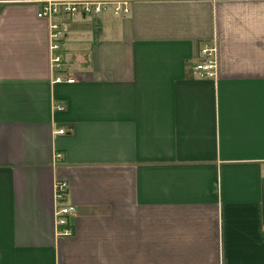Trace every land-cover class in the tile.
Listing matches in <instances>:
<instances>
[{"label":"crops","instance_id":"1","mask_svg":"<svg viewBox=\"0 0 264 264\" xmlns=\"http://www.w3.org/2000/svg\"><path fill=\"white\" fill-rule=\"evenodd\" d=\"M41 4L0 0V264H264V0L62 18L73 83Z\"/></svg>","mask_w":264,"mask_h":264},{"label":"built area","instance_id":"2","mask_svg":"<svg viewBox=\"0 0 264 264\" xmlns=\"http://www.w3.org/2000/svg\"><path fill=\"white\" fill-rule=\"evenodd\" d=\"M41 1V6L37 11L39 18L48 20L49 23V40H50V61L51 67L56 72L54 81L61 82L65 80L68 83L75 82V78L66 77L63 79V48L64 40L69 25L62 18L73 16L78 13L85 15H99L108 8H112L116 13L126 14L129 12L130 0H37ZM201 60L194 65V71L206 77H213L217 73V55L216 48L205 45L201 49ZM59 110L64 109L62 105H57ZM64 133L65 128L58 130ZM56 189V222L58 226H68L71 223L73 215L77 212V208L70 203H65L68 194V183L59 180L55 183ZM64 233H69L65 229Z\"/></svg>","mask_w":264,"mask_h":264}]
</instances>
